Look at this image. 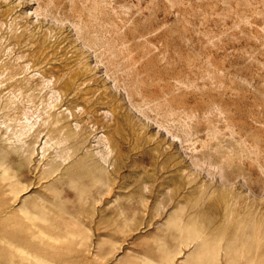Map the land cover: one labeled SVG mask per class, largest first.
I'll list each match as a JSON object with an SVG mask.
<instances>
[{"label": "rangeland", "instance_id": "1", "mask_svg": "<svg viewBox=\"0 0 264 264\" xmlns=\"http://www.w3.org/2000/svg\"><path fill=\"white\" fill-rule=\"evenodd\" d=\"M43 36L75 46L78 69L87 65L92 79L77 95L59 92L32 60ZM11 84L15 108L0 112V140L28 121V143L43 131L40 168L13 164L17 188L44 198L39 185L52 174L42 168L75 164L88 171L91 200L108 202L96 258L81 261L87 234L97 247L91 215L102 208L87 200L78 262L56 250L48 264H108V252L116 264H172L188 252L196 258L183 264H264V0H0V90ZM52 113L86 142L60 143ZM249 237L255 253L239 245ZM210 238L218 253L200 250Z\"/></svg>", "mask_w": 264, "mask_h": 264}, {"label": "bare ground", "instance_id": "2", "mask_svg": "<svg viewBox=\"0 0 264 264\" xmlns=\"http://www.w3.org/2000/svg\"><path fill=\"white\" fill-rule=\"evenodd\" d=\"M84 39L88 44H97V40H91L89 35H85ZM13 43L22 46L31 44L26 37H15ZM39 43L38 47L33 50L32 60L36 62L39 70L45 72L46 76L55 77L59 92L66 95H77L82 86L89 84L92 77L87 65L78 69L80 55L75 46L66 45L64 40L54 45L48 36H43ZM12 77L14 78V76ZM12 82L13 80H11ZM136 82L139 80L136 79ZM25 83L29 88L36 89L38 87V84L29 85V80H26ZM15 85L11 84L6 89L0 90V112H8L15 108V89L13 88ZM47 122L52 130L58 131L62 136L63 139L59 141L60 143L71 136L84 143L87 140L85 132L69 131V125L59 113H52L46 120ZM33 127L34 124L28 121L25 127L16 134L15 139L1 138L0 140V264H48L49 261H52L53 252L56 250L59 251L57 254L69 263L78 262L79 255L78 253L75 255L73 249L81 244L75 232L80 217L83 215L87 218L85 221H88L91 209L102 206L101 209H98V213L94 212L91 215V222L98 223L96 249L94 250L92 244L89 243L94 235L92 232L91 235L87 234L88 243L86 240L84 246H80L88 252L86 258H82L81 261L93 260L96 258L98 249L104 247L100 238L107 227L103 225L102 215L108 202L101 199L95 200V197L91 200L88 195L90 177L86 169L77 170L75 164L65 166L63 169L56 165H52L48 169L42 168L44 172L52 174L48 183L39 185L40 191H45V193L48 191L49 194L44 198L39 197L30 201L27 198L32 194L24 195V189H18L14 183L18 176L11 174L14 163L29 173L36 172L40 168V163L35 162L34 158L36 152L34 143L37 138L40 139L43 131H39L33 143H28L26 137ZM46 136H50V134L47 132ZM47 143L48 140L42 146L43 150ZM89 154L93 153L89 152ZM45 164L51 165L49 162ZM118 197L116 196L114 201L119 200ZM87 200H91L87 205L91 209L85 208L83 201ZM122 204L123 202H120L123 215L130 214L128 206H125V203L123 206ZM257 242L260 243L262 240ZM253 243L254 239L249 237L243 238V242L239 245L247 246L248 251L252 250L255 253ZM119 246V249H122L123 243ZM234 247L236 246L231 247L232 254L235 253ZM200 250L203 253H218L221 249L217 240L210 238L201 245ZM112 254L113 252H108L107 255L110 257L104 259L108 264H116L115 262L121 260V257H117L112 261L114 255ZM251 254L250 252V256ZM186 255L174 259L172 264H183L186 260L196 258L195 254L191 252Z\"/></svg>", "mask_w": 264, "mask_h": 264}]
</instances>
